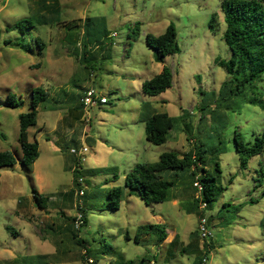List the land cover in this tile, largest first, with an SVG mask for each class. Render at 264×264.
Masks as SVG:
<instances>
[{"label":"rangeland","instance_id":"374dc122","mask_svg":"<svg viewBox=\"0 0 264 264\" xmlns=\"http://www.w3.org/2000/svg\"><path fill=\"white\" fill-rule=\"evenodd\" d=\"M36 1L0 0V151L12 153L16 161L0 168V264H138L144 255L151 257L150 264H192L202 248L208 252L205 264H264V176L259 173L264 153L250 157L241 169L234 142L235 133L245 143L254 142L264 130V108L222 97L223 107L211 117L227 79L215 60L231 56L223 40L224 0H57V15L38 14ZM214 13L220 21L212 31L208 23ZM24 20L28 22L21 29L15 28ZM71 22L79 27L73 28L74 36L80 38L85 27L100 34L82 63L63 41V27ZM170 23L180 53L156 63L145 36L161 35ZM163 66L172 72L171 87L158 96L145 95L141 83ZM88 87L107 103L87 112L76 103L75 120L70 92L78 95ZM257 87L264 94V78ZM35 88L46 91L48 101L46 108H36V124L27 130L39 156L25 167L20 163L18 115L29 111ZM9 94L21 101L20 107L4 105ZM155 113L174 121L167 141L159 146L148 143L144 132ZM79 144L88 152L76 175L69 148ZM202 145L221 150L217 182L223 188L204 210L210 232L205 243L195 236L199 215L184 210L194 194L187 183L177 182L172 201L146 206L138 197L124 195L118 210L102 209L108 190L123 186L135 164ZM78 177L83 180L87 219L80 235L93 251L84 260L82 249L65 239L79 214ZM34 190L49 196L45 209L35 206ZM159 223L167 235L161 247L152 246L147 237L142 238L144 246L134 243L138 225ZM175 237V246L169 248ZM190 242L200 252L181 253Z\"/></svg>","mask_w":264,"mask_h":264},{"label":"trees","instance_id":"16d2710c","mask_svg":"<svg viewBox=\"0 0 264 264\" xmlns=\"http://www.w3.org/2000/svg\"><path fill=\"white\" fill-rule=\"evenodd\" d=\"M36 3L39 6L38 14H45L47 12L58 14L59 4L57 0H37ZM55 5L56 8L54 9L52 6ZM221 12L225 24L223 40L228 46L231 56L227 61L215 60V63L225 70L227 79L218 91V98L214 102L216 104L214 105V113L211 115L212 118L215 117L218 109L223 107L222 97H226L224 101L229 100L230 103L232 102V98H236L242 103L258 105L264 108V94H261L257 87V84L264 78V4L259 0H224L221 3ZM219 21V16L214 13L210 18L208 27L212 31H215L219 25ZM26 22L28 21L17 22L15 28H20ZM77 27L74 22L64 25L63 41L71 47L70 55L78 59L79 63H82L85 60L87 51L91 48L90 45L100 41V34L99 32H95L94 29L89 30L85 27L83 28V34L79 38L74 36L72 32L73 28ZM145 42L148 47L157 51L160 62L167 56L180 53L176 42V30L172 23L157 37L147 34ZM171 85L172 72L169 67L163 66L159 74L141 83V89L145 95L154 97L165 92ZM83 92L78 95H74L73 93L75 92H70L72 93L70 94V101L74 104L72 115H74L75 120L79 119L76 103L83 110L81 103ZM63 93L66 94L65 92ZM210 94L213 93L211 92ZM73 95L75 97L74 101L71 100ZM47 101L48 94L46 91L42 88H35L31 91L29 111L18 115V142L21 150L20 163L25 167H31L39 156L38 144L36 141H29L27 130L36 124V108L41 104H44V108H46ZM4 105L8 108H18L21 106V101L17 100L15 95L9 94ZM201 117L200 120L202 119ZM173 127L174 121L167 114H152L145 122V139L154 146L162 145L167 141L168 134ZM234 142L240 168L245 169L250 157L264 153V130L255 136L252 144L245 143L238 133H235ZM220 153L221 150L219 149L210 150L202 145L197 146L194 151H188L181 155L173 152L162 153L154 163L135 164L125 174L123 186L113 187L108 190L107 201L102 205V209L118 210L124 195H134L146 206L168 202L173 198L171 193L177 182L180 184L187 183V188L193 190L195 194L196 189L193 183L197 181L202 186L200 199L206 203L205 210L207 211L218 200L223 191V188L217 182L220 167L216 158ZM70 156L72 157L74 166H76V159L72 155ZM208 156L209 159L207 160ZM15 163L16 161L12 153L0 151V168L11 167ZM206 166L210 167L211 170L209 172L206 171ZM78 167L80 166L77 165L73 169V173H76V175L79 173ZM259 173L261 176H264V170H261ZM79 178L81 177H78L75 181L76 187H79ZM256 187L258 185H255ZM194 194L191 202L184 205V210L186 214L197 213L200 218L205 214V211L199 208L200 201L194 198ZM84 196L85 191L83 195L78 196L80 199L78 212L81 215V224L76 228L74 225L75 219H73L67 229L70 237L67 236L65 238H68L69 241L71 239L72 246L82 249L84 257H81V260L91 258L93 255L89 243L80 235L82 228L87 224ZM262 196H264V191H262ZM32 199L38 209H45L50 198L49 196L39 195L34 190ZM63 230H66V228ZM166 236V228L163 224H141L136 227L133 241L136 244L144 246L145 244L143 243L145 241L142 238L147 237V242H152V246L161 247L166 240ZM195 236L200 241L197 230ZM177 240L178 238L175 237L170 243L169 248H173L172 246H175ZM180 251L181 253L186 251V253L190 254L200 252L194 242H190ZM167 252L171 254V251L167 250ZM207 253V249L202 248L201 256L195 257L192 264H203ZM150 258L148 255H144L140 258L138 264H150L152 262ZM152 259L156 260L155 257H152Z\"/></svg>","mask_w":264,"mask_h":264},{"label":"built area","instance_id":"2783aa9c","mask_svg":"<svg viewBox=\"0 0 264 264\" xmlns=\"http://www.w3.org/2000/svg\"><path fill=\"white\" fill-rule=\"evenodd\" d=\"M81 103L83 106V111L87 112L88 110L105 105L107 103V99L103 97L99 91H97L94 87H88L84 92L81 99ZM86 123H89L88 119L85 121ZM88 150L87 147L79 144L78 146H73L69 149V154L72 155L76 159V166H81V163L84 161L85 156L87 154ZM74 166V167H76ZM74 169V168H73ZM197 179V178H196ZM78 185L77 187V196L83 195L84 188H83V180L82 178L78 179ZM194 188L196 189L194 198L199 199V208L201 210L206 209V203L202 202L200 199V195L202 192V186L196 181L193 183ZM75 227H79L81 224V215L78 214L75 217ZM197 232L200 237L201 243H205L207 238L210 236V232L208 229V218L204 215L199 218L198 224H197ZM207 259L203 260V264H205Z\"/></svg>","mask_w":264,"mask_h":264},{"label":"water","instance_id":"95a60500","mask_svg":"<svg viewBox=\"0 0 264 264\" xmlns=\"http://www.w3.org/2000/svg\"><path fill=\"white\" fill-rule=\"evenodd\" d=\"M153 57H154V61L156 63H159L160 62V58L158 57V53H157L156 50H154V52H153Z\"/></svg>","mask_w":264,"mask_h":264},{"label":"crops","instance_id":"0c3cea01","mask_svg":"<svg viewBox=\"0 0 264 264\" xmlns=\"http://www.w3.org/2000/svg\"><path fill=\"white\" fill-rule=\"evenodd\" d=\"M173 199H174V198H172V200H173ZM172 200H171V201H172ZM140 225H141V224H140ZM135 231H136V230H135Z\"/></svg>","mask_w":264,"mask_h":264}]
</instances>
